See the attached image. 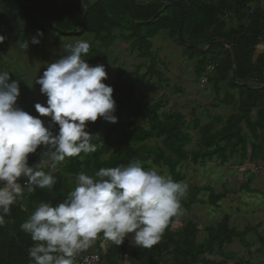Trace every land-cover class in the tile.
<instances>
[{"label": "trees", "instance_id": "obj_1", "mask_svg": "<svg viewBox=\"0 0 264 264\" xmlns=\"http://www.w3.org/2000/svg\"><path fill=\"white\" fill-rule=\"evenodd\" d=\"M23 1L38 5L48 13V17L40 10L21 5L18 0H0V11L4 13L0 23L13 24L4 34L16 29V40L24 41L26 36L36 31L57 32L53 23L63 30L81 27L85 12L82 0ZM166 1L136 0L134 5L131 0H98L89 3L86 26L81 35L90 33L94 36L88 53L90 57L95 58V53L106 56L108 52H102L101 48L110 46L115 39L133 40L132 49H136L139 44L140 55L150 57L152 64L148 65L147 72L132 74V81L126 82L121 74L115 80L104 81L113 87L118 122L109 123L99 117L95 122H86V131L97 136L92 141L96 145L95 152L66 157L56 170L45 166L43 170L56 179L51 189L36 187L35 191L28 192L27 180H20L23 195L10 206V214L4 217L5 222L0 225V264H34L29 249L36 242L21 229V224L29 219L41 202L52 206L63 202L77 186L76 177L80 172L94 176L102 167L127 166L138 161L145 170L152 166L168 168L173 180L180 182L185 177L182 173L184 163L201 165L218 158L221 164H225L238 156L240 162L247 158L263 160L264 166V86L252 82L264 79V50L256 55L257 46L264 42V0H179L185 6L183 34L188 40L199 46L215 37L231 40L237 53L239 81L232 77L233 58L229 48L215 42L207 51L199 52L176 39L187 49L207 56L201 62L199 77L206 73L208 64L215 65L206 82H213L215 95H219L218 84L221 81H226L232 91L224 95L220 102L235 110L225 119L213 117L207 124H202L193 110L190 119L176 107L162 111L167 106L163 98L153 100L150 95L142 94L146 101L138 99L133 80L144 81L155 74L163 77L156 68L157 60L151 51L153 36L165 31L170 38H179V8L172 7L177 9V12H172V5H168L162 10ZM23 22H27L25 28L22 27ZM144 26H147L145 31L142 28ZM122 29H126L128 34H122ZM57 33L60 35L58 38L64 36ZM1 52L3 54L5 49L0 48V60ZM1 64L0 61V71L4 65ZM10 74L15 79V75ZM36 103L38 101L31 89L20 90L17 106L33 116H39L35 109ZM215 105L217 107L218 104ZM121 115L123 118H119ZM40 118L46 126L51 125L53 132L58 130V125L53 124L50 117ZM138 119L144 121V125L139 124ZM216 122L220 123L219 127L215 126ZM193 129L200 133L199 139L193 148H188L193 142ZM152 140L154 142H150ZM42 150L41 146L36 153L29 155L30 165L40 161ZM241 189H248V185L243 184ZM202 191H208L207 199L199 198ZM230 191L227 185L219 193L212 185L195 184L190 193L181 199L180 208L189 210L195 202L219 207V202ZM174 221L175 216L170 218L160 240L150 248L136 245L133 236L129 237L131 234L126 236L121 245H117L104 239L101 233L81 256L98 253L102 258L101 264H264V256H257L264 253V238L259 239L260 246L254 252L252 247L255 243L246 238L251 228L241 232L230 228L227 214L221 222L204 228L206 236L202 240L198 239L201 229L196 222L188 221L174 230ZM235 237L249 246L248 259L241 255L226 254L225 248ZM103 241L107 243L105 248L101 246ZM74 264H79V260L75 259Z\"/></svg>", "mask_w": 264, "mask_h": 264}, {"label": "clouds", "instance_id": "obj_2", "mask_svg": "<svg viewBox=\"0 0 264 264\" xmlns=\"http://www.w3.org/2000/svg\"><path fill=\"white\" fill-rule=\"evenodd\" d=\"M39 42L33 37L32 43ZM21 47L27 48L28 43ZM62 47L66 54L49 63L36 80L47 96L46 106L35 104L39 116L17 106L19 82L10 72L0 71V225L23 195L22 178L27 180L28 192L36 187L51 189L56 179L43 170L45 166L56 170L66 157L96 151L92 141L97 136L86 131V122L98 117L118 122L113 87L104 82L108 75L104 65L90 66L85 60L90 44L76 41ZM40 117H50L58 130L53 132ZM41 146L40 161L30 165L29 155ZM76 185L56 206L41 202L21 224L36 242L29 249L34 264H74L77 254L92 246L101 233L117 245L134 234L136 245L150 248L160 240L170 218L180 212L187 191V185L155 168L145 170L138 161L102 167L94 176L80 172Z\"/></svg>", "mask_w": 264, "mask_h": 264}, {"label": "rangeland", "instance_id": "obj_3", "mask_svg": "<svg viewBox=\"0 0 264 264\" xmlns=\"http://www.w3.org/2000/svg\"><path fill=\"white\" fill-rule=\"evenodd\" d=\"M56 1L66 2L67 0ZM92 2L95 1L92 0ZM82 6L85 9L84 3ZM172 7L175 6L172 5L170 11L177 12V9H172ZM3 14L0 11V18ZM26 24L27 22H23L22 27L25 28ZM12 25V23H0V35L4 36L3 42H0V48L5 49L3 54L1 52L2 59L0 61L4 64L3 66L1 64V70L13 73L15 75L14 80L19 82L20 90L23 88L31 89L38 103L44 105L47 96L40 92L41 86L36 83L37 78L43 74L49 63L66 54L62 47L63 43L74 44L76 41H87L91 45L94 36L85 33L84 35H64L58 38L60 35L50 30L42 33V35H38L40 32L36 31L26 36L23 41L15 39L18 34L16 29L9 34H4V31L11 28ZM142 28L145 31L147 26ZM121 33L127 35L128 31L122 29ZM33 37H36L40 42L38 44L32 43ZM176 39L179 40L180 38L172 39L165 31L154 35L151 39V51L157 60L156 68L163 77L155 74L144 81L133 80L138 99L146 101L142 94L150 95L153 100L163 98L167 106L162 108V111L176 107L190 119L192 117L190 112L193 110L200 117L202 124L211 122L213 117L217 116L225 119L235 110L228 104L220 102L224 95L232 92L228 84L226 81H221L218 84L219 95H215L212 87L213 82L210 84L202 81L205 73L199 77L201 75V62L207 56L194 52V48L187 49L186 46L179 44ZM25 42L28 43V47H21ZM132 42L133 40L115 39L110 46L101 48L102 52H108L106 56L95 53L97 57L92 58L87 54L85 60L90 66L104 65L108 74L105 81L115 80L120 74L126 82L132 81V74L145 73L148 71V65L152 64L150 57L140 55L139 44L136 49H132ZM204 46L206 44L200 47ZM90 49L91 47L88 53H90ZM215 104H218L217 107ZM119 118H123V115ZM138 123L144 125L145 122L138 119ZM215 126L219 127L220 123L216 122ZM245 131L247 132V129ZM191 133L193 142L188 148L194 147L200 135L195 129L191 130ZM150 142H154V140ZM248 155H250V149ZM262 164L263 160L256 161L249 158L240 162L238 156L225 164H221L218 158L201 165L184 163L182 173L185 177L180 182L187 185L186 195L190 193L191 187L195 184L199 186L212 185L219 193L224 190V185H227L231 191L219 202V207L203 202L193 203L189 210L181 207L180 212L175 215L174 230H178L188 221H194L201 229L198 239L202 240L206 236L204 228L209 224L216 225L221 222L224 215L227 214L230 228H235L238 232L251 228L247 231L246 238L255 243L252 250L256 252L260 246L259 239L264 238V166ZM153 168L163 175L171 176L168 168L152 166L150 169ZM243 184H247L248 189L240 190ZM199 198L207 199L208 191L200 192ZM131 236L134 234L129 235V237ZM225 251L228 255H241L249 258V246L243 244L239 237H235L233 242L225 248ZM81 254L82 252L77 254L75 259H78ZM257 256H264V253Z\"/></svg>", "mask_w": 264, "mask_h": 264}, {"label": "water", "instance_id": "obj_4", "mask_svg": "<svg viewBox=\"0 0 264 264\" xmlns=\"http://www.w3.org/2000/svg\"><path fill=\"white\" fill-rule=\"evenodd\" d=\"M93 1H98V0H93ZM132 1V5L135 4L136 0H131ZM156 1H160V0H156ZM18 2L25 6V7H31V8H35L37 10H40L41 12H43L47 17H48V13L43 10L42 8H40L38 5L34 4V3H30V2H24L23 0H18ZM92 2V0H84V5H85V12L84 15L82 17V22H81V27L78 30H63L61 28H59L58 26H56L55 24H53V28L63 34V35H77V34H81L84 30H85V26H86V13L88 10V5L89 3ZM168 5H174L177 6L179 8V12H180V18H179V26H178V36L180 38V40L188 45L191 48H194L196 50H198L199 52H205L207 51V49L215 42H218L224 46H226L227 48L230 49L231 53H232V58H233V70H232V77L234 80H238L237 78V53L236 50L233 46V42L231 40H226V39H221L218 37L212 38L211 40H209L206 44V46L204 47H200L196 44H194L193 42L189 41L183 34V26L185 23V6L181 3V1L179 0H168L165 2V6L163 7V9L165 7H167ZM162 9V10H163ZM161 10V11H162ZM160 12H158L156 14V16L159 14ZM239 81V80H238ZM253 83L259 84L261 86H264V79H260V80H253ZM105 243L102 242L101 246L104 247Z\"/></svg>", "mask_w": 264, "mask_h": 264}, {"label": "built area", "instance_id": "obj_5", "mask_svg": "<svg viewBox=\"0 0 264 264\" xmlns=\"http://www.w3.org/2000/svg\"><path fill=\"white\" fill-rule=\"evenodd\" d=\"M215 69L214 64H208L206 73L204 77L202 78L203 82L208 81L209 74L213 72ZM79 264H101L102 258L101 255L98 253H91V254H86L78 257Z\"/></svg>", "mask_w": 264, "mask_h": 264}, {"label": "crops", "instance_id": "obj_6", "mask_svg": "<svg viewBox=\"0 0 264 264\" xmlns=\"http://www.w3.org/2000/svg\"><path fill=\"white\" fill-rule=\"evenodd\" d=\"M263 43V42H262ZM264 50V43L263 44H259L258 46H257V51H256V55H259V53H261L262 51ZM105 243V245H104V248L107 246V244H106V241L104 242ZM121 264H123V263H121ZM124 264H126V263H124Z\"/></svg>", "mask_w": 264, "mask_h": 264}]
</instances>
